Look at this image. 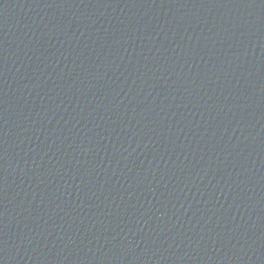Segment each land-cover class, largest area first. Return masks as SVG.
Instances as JSON below:
<instances>
[{"label":"water","instance_id":"obj_1","mask_svg":"<svg viewBox=\"0 0 264 264\" xmlns=\"http://www.w3.org/2000/svg\"><path fill=\"white\" fill-rule=\"evenodd\" d=\"M0 264H264V0H0Z\"/></svg>","mask_w":264,"mask_h":264}]
</instances>
